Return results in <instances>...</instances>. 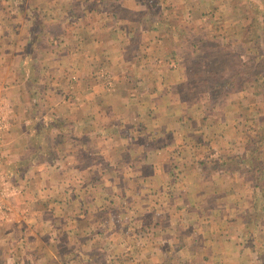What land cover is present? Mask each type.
I'll return each mask as SVG.
<instances>
[{"label":"crops","instance_id":"obj_1","mask_svg":"<svg viewBox=\"0 0 264 264\" xmlns=\"http://www.w3.org/2000/svg\"><path fill=\"white\" fill-rule=\"evenodd\" d=\"M155 1L164 22L148 20L146 0L117 13L98 0H35L23 13L0 0V91L23 64L44 65V107L71 130L47 118L46 148L22 124L21 150L6 149L15 190L0 196L2 264H264V211L244 229L253 182L199 165L262 123L264 89L248 75L209 96L239 59L252 0ZM33 77L22 72L29 100Z\"/></svg>","mask_w":264,"mask_h":264},{"label":"trees","instance_id":"obj_2","mask_svg":"<svg viewBox=\"0 0 264 264\" xmlns=\"http://www.w3.org/2000/svg\"><path fill=\"white\" fill-rule=\"evenodd\" d=\"M14 1V0H13ZM119 0H98L100 6L117 9ZM150 6L158 2L146 0ZM264 0L254 6H249V31L246 35L245 45L236 46L239 59L231 64L225 75L213 76L209 84V96L215 103L224 99L236 86V79L239 76L248 75L249 78L260 84L264 89ZM159 14L152 23L164 22ZM172 24L171 20L169 21ZM155 27V26H154ZM156 28V27H155ZM34 46V45H33ZM36 54L34 47L33 55ZM35 60H33L34 62ZM30 64H33L30 62ZM31 86L37 85L36 77L31 79ZM32 103H36L33 95H30ZM263 124L256 127L251 140L244 141L234 154L210 148L207 156L199 162L205 176L218 172L229 174L232 170H238L246 178L251 179L254 186L253 210L245 212V230L249 231L252 223L257 220L264 211V112L262 114ZM65 133L66 122L54 121ZM40 145V144H39ZM251 229V228H250Z\"/></svg>","mask_w":264,"mask_h":264},{"label":"rangeland","instance_id":"obj_3","mask_svg":"<svg viewBox=\"0 0 264 264\" xmlns=\"http://www.w3.org/2000/svg\"><path fill=\"white\" fill-rule=\"evenodd\" d=\"M30 3V5H33L32 3L35 2V0H30L28 1ZM27 0H14L13 4H15L16 6H18L19 8H22L21 13H23V8L25 10V4L28 3ZM153 2H156L155 0ZM28 3V4H29ZM260 3V0H252V4L251 6L254 5H258ZM121 5H123V0H119L117 3V9L116 10H112L110 8H108L111 12H118V10H121ZM250 6V5H249ZM151 7V8H150ZM148 9H152V12H154V17L153 16H149L148 20H154V18H157L158 16V11H161L162 9H156L155 6H148ZM162 13V12H161ZM37 20V19H36ZM35 20V22H36ZM37 23V22H36ZM38 25H36L34 23L33 25V30L34 32H36ZM20 31V30H19ZM18 31V32H19ZM44 35H49L51 37V30L47 29L44 31H41ZM20 34L21 31L19 32ZM170 32H168L165 28L164 29H160L159 32H157V34L159 36L162 35H168ZM34 45V44H33ZM23 45H20L18 50L21 49L22 50ZM23 53V51H21V54ZM8 64L7 63H0V66L2 67H6ZM45 66L41 65L40 63L38 64H23L21 66V68H17L15 69L14 72V76L16 78V76L18 75L19 79L18 81L16 79H14V89L7 95L3 94V91H0L2 94H0V196H2L3 198H9L10 192H12L11 190L14 189L15 190V185L13 184L14 181L11 180L10 175H8L6 173V169H4L6 162H8V159L6 158V149L7 148H11L14 150H21V142L23 140V136L25 134V132L27 133V128H24L25 130H23V126L22 124H24L25 126H29L28 129V134H34L35 136H42L44 137V139L46 140L45 142H41L40 145L45 146L46 148L51 146V144L53 143V139L51 138V134L49 132H47V129L51 130V128L48 126H46V123L48 122L47 118H50L47 107H44L45 105L48 106V102H47V98L44 95L45 92L43 89L44 85L46 84V81L48 82V78L47 75H43L45 73V70L43 69ZM30 68V73L33 74L35 77L37 78H42L40 80V88L39 86H37L36 88L34 86H30V95H33V97L36 100V103H32V100L28 99L27 97V92H26V88L23 85L22 82V72L26 73L27 71H29ZM1 71L4 70V68H0ZM19 70V71H18ZM32 70V71H31ZM4 76V71H3V75L1 77ZM257 84V83H256ZM260 88H263L260 86V84H257ZM24 86V88H23ZM36 89V92L34 93L33 90ZM44 92V94H43ZM31 103V104H30ZM30 110V111H29ZM44 112V113H43ZM46 113V114H45ZM40 114H43L42 116H40ZM25 117H28L30 120L29 123L26 122ZM41 119H40V118ZM24 118V120H23ZM42 120H45L44 122H41ZM55 121L53 119V117L51 116L50 118V122L48 123V125L51 124V122ZM67 124V128H65L66 133L62 134L63 137L68 136L70 130V124H68V121H66ZM263 124V119H262V123L260 125ZM45 125V126H44ZM44 126V127H43ZM64 130V131H65ZM7 137H14L15 139L18 138L19 141H13L11 142V140L8 142V140H6ZM253 138V137H252ZM12 143V145H11ZM53 145V144H52ZM0 208H1V203H0ZM4 253L0 254V264L3 263L4 259H3Z\"/></svg>","mask_w":264,"mask_h":264}]
</instances>
